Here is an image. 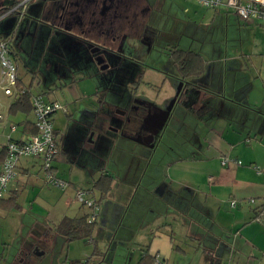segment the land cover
<instances>
[{"label": "crops", "instance_id": "obj_1", "mask_svg": "<svg viewBox=\"0 0 264 264\" xmlns=\"http://www.w3.org/2000/svg\"><path fill=\"white\" fill-rule=\"evenodd\" d=\"M57 2L65 3L62 0ZM151 2L155 3L156 9L161 5L160 0ZM54 4V0H32L28 4L31 5L33 14H28L26 25L31 26L32 33L28 38V45L24 44L26 39L23 37L21 51L26 49L30 54L26 65L27 72L33 79H37L34 73L38 68V45L43 42L44 49H47L49 43L54 42L58 46L60 44L56 37L61 33L65 34L51 28L59 15L57 9L54 10ZM3 5L0 0L1 9ZM28 6L22 16L19 12L13 13L17 14L19 22L26 17ZM210 10L207 20L210 29L206 25L203 28V25L182 21L178 31L181 42H187L189 46L194 45L195 51L184 50L198 54L204 61V70L198 77L185 79L184 104L180 111L174 114L172 126L163 131L164 133L170 128L176 129L177 132L184 131L185 143L180 155L168 161L166 174L161 178H154V181L150 182L151 187L141 191L137 188L134 192V196L137 193L136 200L139 202L134 209L135 217H139L129 219L126 227L130 229L127 227L125 230L131 231L129 240L135 242L137 250L128 254L126 264H140V259L145 253L158 257L164 264H264V220L260 217L264 208V24L255 20L242 21L231 9L224 6ZM83 26H86V23ZM85 30L83 28L82 32L80 27H73L67 32H70V37L81 38L96 34L94 29L89 32ZM8 35L4 28H0V38ZM222 35L224 39L221 38ZM92 38L97 41L98 34ZM203 54L210 59L206 60ZM11 57L16 62L14 53ZM88 68H91V65L86 66L82 73ZM17 76L20 87L23 88L18 71ZM69 85V82H60L59 86L51 87L49 83H45L46 91L53 94L49 101H58L65 106H74L78 101H82L83 97L72 93ZM85 99L95 106L90 97L83 98ZM14 100V96H5L0 89V163L9 139L20 141L31 136L26 132V125L33 124V113L11 114L9 107ZM76 112V118L68 116L69 112L67 115L58 112L53 117L59 149L54 161L61 160V152H65L64 156L70 160L67 162H78V167L94 178L91 188L96 180L105 175L113 178V187L118 176L103 166L105 138L104 134L96 135L99 131L97 124L100 112L97 107L76 109L75 106ZM185 114L192 117V127L185 123ZM63 117L74 118L73 125L78 127H68L63 141L58 142L60 128L55 123H62ZM62 126L64 127V124ZM11 127L15 128L14 131H11ZM120 143L125 148V154L120 156L122 158L119 160L121 164L118 173L119 176L122 174L121 177L124 174L130 177L133 173V147L137 145V151L142 148L138 143L133 146V142L128 138H121ZM86 144L90 146L88 149ZM78 147H82L84 152H78ZM154 147L151 142L148 149ZM224 157L241 163L222 165L221 159ZM35 163L40 168V161L35 158H22L18 161L16 177L8 184L5 195L0 200V221L14 215L17 210H26L23 209L24 206L32 212L37 210L40 213L46 205L54 207L57 204L50 192L39 188L35 181L29 179L35 176L37 181H41L40 174L32 175ZM52 167L56 170L53 163ZM158 175H161V172ZM112 187L103 199L97 191L99 200H95L99 212L94 231L99 225L106 226L109 221L110 208L106 209L104 206L102 212V203L112 192ZM70 188L75 194V186L72 184ZM11 199L15 200L17 207L7 211L6 201ZM249 199H253V202L248 203ZM230 201H237L236 207H230ZM63 203L68 205V199ZM52 211L54 213V210ZM85 215L64 216L63 219H77ZM34 223L39 224L35 220ZM48 228L41 227L40 233H34L31 228L28 236L33 237V243L26 244L25 240H19L15 251L9 255L3 250L0 251V264H74L71 260L68 263L67 257L72 242L78 240L68 241L61 236L60 239L64 240V243H69L63 261V254L55 253L59 235L52 233ZM0 232H3V235L5 233L1 223ZM11 232L15 238L17 232ZM93 232L90 238L93 237ZM3 239L0 238L1 244ZM90 241L93 240L87 242ZM87 251H83V254L84 258L88 259L81 261V264H89L91 260ZM91 255L94 258L95 254ZM45 257H49V262H43Z\"/></svg>", "mask_w": 264, "mask_h": 264}, {"label": "rangeland", "instance_id": "obj_2", "mask_svg": "<svg viewBox=\"0 0 264 264\" xmlns=\"http://www.w3.org/2000/svg\"><path fill=\"white\" fill-rule=\"evenodd\" d=\"M160 1V9L162 10V12L165 13L166 16L168 15L170 17H175V19H179L188 23H196V25L199 26L203 25V28L204 25H206L208 29L211 28H209V25L207 24V20L210 17L211 10L200 5L197 0ZM1 3H3L4 5L2 9L0 8V17H2L4 13L15 7V3L13 0H1ZM30 7L31 5L28 6V9L26 10L25 14L26 17L23 19L22 22H19L17 14H8L0 19H3L2 21H0V28H4L7 34H9L7 37H9V39L11 40L10 50L12 51V53H14L16 57V62L14 60L13 61L15 65H17V71L21 77L23 88L28 89L31 93L43 95V98L46 100H51L53 98V94L46 91L44 82L41 81L40 78L33 79L31 75L27 72L26 64L30 54H28L26 49L25 51H21V41H23V37L26 39L24 44L28 45V43H30L28 41V38L31 37V26L26 25L28 21V14H33L30 10ZM185 9H188V11H185ZM170 24L171 20H168V28L166 25V30H164V32L170 33ZM221 38L224 39L223 35L221 36ZM181 43L182 45L179 46L181 47V49L195 51L193 50L194 45L189 46L188 43H184V41ZM170 47H173V44L169 43V45H165L164 47L158 48L156 50L154 49V51L150 55L148 64H154L155 67H157L158 65L160 69H163L171 76H176V67L172 64L169 58ZM221 54L223 55V52H221ZM203 57L206 60L210 59L209 56H207L206 54H203ZM141 68L140 66L138 67V69L140 70ZM95 72L96 70L93 66H91V68L84 70V73H81L79 76L75 75V77L73 78L74 81L72 85H70L72 93H77L83 98L90 97L91 101L96 102V97H94V93L97 92L99 80L95 76H88L89 74H94ZM144 76L147 81L153 84L152 88L150 85V87L144 89L146 92H150L149 94H151L152 91L155 92L156 88H160L163 85L162 90L164 92V95L168 97H171L173 95L172 93L175 90V80L171 77L170 79H165L162 75L158 74L155 71H148L144 74ZM227 78H229V76H227ZM164 79L165 82H163ZM65 82L62 80V84H65ZM55 83L56 84H54L53 86L52 84H50L51 87H56V85L59 86L58 82ZM97 94L100 97H103V93L99 92ZM114 95L115 94L111 95L110 97L107 96V99L111 102H114ZM83 98L82 101H78L77 104H75L74 106H65L68 112L72 115V117L76 118L78 116L77 112L75 113V106L76 109L77 107H88L89 109L91 107H95L94 105L92 106V104H90L87 99L83 100ZM107 117L108 116L102 115L101 113L99 114V122L97 124V128H99V131L96 135H99L101 133L104 134V138L108 139V142H105L104 139V143L106 145L104 144L105 153H102V155L104 156L103 166L106 168L107 171L112 173L115 172L118 176L113 184L112 192L108 195L106 201L104 200L105 202L103 201L102 203V212L104 210V206L106 207V209L110 208L109 210L111 213L110 215H108L109 221L107 222L106 226L99 225L98 229L93 232L92 238H82L78 241L72 242V245L70 246L71 249L69 250L70 253L67 257L68 263L73 261L74 264H81V261H83L84 259L87 260L88 258H84L85 256L83 254V251L87 249V255L91 257L89 264H126V262L128 261L127 259H129L128 254L132 253L133 250H137V247L134 244L135 242H130L129 240V236H131V231L128 232V230H125L128 227H126V224L128 223L129 219L133 220V218L138 219L139 217H135L136 213L134 209L139 202L136 200L138 199L137 193L134 196V192L137 188L139 191H141L143 188L151 187L152 184L150 182L154 181V178H161L162 175H165L166 165L168 161L170 162L172 159H176V157L180 155L183 143H185L183 139L184 131L177 132L176 129L170 128L162 134L161 139L154 140L153 143L155 147L153 149H148L143 145H138L142 149L141 151H137V148L135 147L137 145L134 144L135 146L133 145V173H131L130 177H128L127 174H124V176L121 177L122 174L121 176H119L120 174L118 173V167L121 164L119 160L122 157L120 156H122V153L125 154V152L123 151V149L125 150V148L122 143H120L121 138L117 140V138L114 137L112 134L107 133L105 125H107L110 120ZM74 118L71 119L63 117L62 123L61 121H56L55 125L60 128V132L58 134L57 139L58 142L63 141V135L68 127H78V125L76 124L73 125ZM185 123L192 127L194 121L191 116L185 114ZM63 124L64 127L62 126ZM104 130L105 133H103ZM85 146L87 149L90 147L89 144H86ZM76 150L78 152H84L82 147H78ZM64 153L65 152H61L62 159L54 161L53 164L56 167V170H54L56 176L61 180L65 181L68 187L61 189L49 183H46L44 173L41 171V169L36 163L34 165L35 168L33 169L32 175L40 174L39 176L41 181H37L35 176L29 178L31 181H35L38 184L39 188H44L47 192H50V196L54 201H56L57 204L54 207L46 205L44 211L40 213H38L37 210H34L32 212L29 210L28 207L25 208L24 206L23 209L26 210H17L15 211V213H13L14 215H9L4 221H0L3 229L5 230V233L10 235L6 236L5 233L3 235L4 231L2 233L0 232V238H4L3 244H1L0 242V251L3 250L6 255H9L10 252L15 251L16 247L18 246L19 240H25L26 244H31V242L33 241V237L31 238V236H28V232L29 230H31V228L34 233H40L41 227H43V229L49 227L48 229L53 231L52 233L56 232L59 235L58 243L55 248V253L63 254V260V257H65L67 254V246L69 244L68 242L64 243V240L60 239L61 236L66 238V236L63 235L66 230V226L61 224L64 220H68V218L63 219V217H74L76 215L82 214L88 215L90 213V210L86 205H82L76 200V192L74 194L72 191H70L71 185L73 184L75 186L74 191H88L90 194L89 196H87V198L93 196L96 200H99L98 192H94L93 187L91 188V181L94 178L89 176L87 172L81 167H78V162L77 164L67 162V160H69V157H67L66 155L64 156ZM32 159L34 158H30V160ZM160 172L161 175H158L160 174ZM43 181L45 183H43ZM122 189L124 191H122ZM65 190L66 192H64ZM117 190H119L120 192H118ZM66 199H68L69 201L68 205H65L63 203ZM52 210H54V213ZM34 220L38 221L39 224L34 223ZM99 220L100 216L98 218V221ZM34 224L35 226L33 227ZM127 229H130V227H128ZM11 231L17 232L15 238L13 232ZM90 239H92L93 241L87 242ZM63 245L64 248L62 250ZM92 253L95 254L94 258H92ZM49 260V257H45L43 262H49Z\"/></svg>", "mask_w": 264, "mask_h": 264}, {"label": "flooded vegetation", "instance_id": "obj_3", "mask_svg": "<svg viewBox=\"0 0 264 264\" xmlns=\"http://www.w3.org/2000/svg\"><path fill=\"white\" fill-rule=\"evenodd\" d=\"M57 1L54 0V10L57 9L59 15L51 28L65 34L56 37L58 46L54 42L49 43L47 49H44L43 42L38 45L35 77L44 84L54 85L63 80L72 85L75 75L81 74L86 66H93L96 72L91 75L99 80L93 104L110 119L105 125L107 133L117 139L128 138L133 145L138 143L148 148L155 139L162 138L167 127L172 126L174 114L184 104L185 78L172 59L174 53L185 51L179 47L182 45L178 34L182 20L166 16L160 9L161 5L156 9L151 0ZM168 20H171L170 33L164 32ZM85 23L86 26H83ZM73 27H80L82 32L83 28L85 32L94 29L98 40L95 41L91 35L82 38L68 36L70 32L67 31ZM169 43L173 44L169 49V58L176 67V76H171L158 65L148 64L154 49ZM96 60L100 63L97 64ZM148 71L175 80L171 97L164 95L163 85L151 94L144 90L150 85L153 87L144 76ZM58 89L61 90V87ZM99 92L103 93V97L97 94ZM113 94L115 101L111 102L107 98ZM68 116L71 117V114Z\"/></svg>", "mask_w": 264, "mask_h": 264}, {"label": "built area", "instance_id": "obj_4", "mask_svg": "<svg viewBox=\"0 0 264 264\" xmlns=\"http://www.w3.org/2000/svg\"><path fill=\"white\" fill-rule=\"evenodd\" d=\"M200 5L209 9H216L221 6L231 9L240 20H255L264 24V0H197ZM31 0H18L15 7L3 14L17 13L23 15L24 10ZM10 39H0V89L5 96L13 97L27 91L25 88H17V67L10 53ZM32 113L34 116L33 125L36 134L20 141L9 139L5 145L4 157L0 163V200L3 199L8 184L16 177L18 161L22 158H35L40 161V169L44 173L45 182L55 187L64 189L67 183L58 178L53 170L52 163L56 158L59 149L56 143L55 127L53 117L56 113L68 114L64 104L58 101H49L41 95L31 97ZM1 118V116H0ZM11 127V131H14ZM240 164L241 162L232 158L224 157L221 164ZM88 191H76V200L86 205L90 213L87 215L88 223H95L99 206ZM249 199L248 203H252ZM237 201H230V207H236ZM264 220V208L260 214ZM154 264H164L158 257H155Z\"/></svg>", "mask_w": 264, "mask_h": 264}, {"label": "trees", "instance_id": "obj_5", "mask_svg": "<svg viewBox=\"0 0 264 264\" xmlns=\"http://www.w3.org/2000/svg\"><path fill=\"white\" fill-rule=\"evenodd\" d=\"M15 4H17L18 0H13ZM8 37H2L0 39H4ZM10 44V43H9ZM12 55V52L10 50ZM174 63L179 67L180 74L185 79H189L192 77H198L202 75L204 70V61L198 55L190 51H180L178 53H174L172 56ZM17 88L20 89V83L17 81ZM26 89V88H25ZM24 93H19L14 96L15 100L9 107V112L14 114L16 112H23L28 114L32 112L31 106V97L33 95H41V94H34L31 93L28 89H26ZM43 96V95H41ZM26 132L30 135L36 134L37 130L34 125H26ZM56 134V130H55ZM5 150V147H4ZM4 150H3V157H4ZM3 157L1 161L3 160ZM113 183V178L109 175L101 176L98 180H96L93 184V189L100 192L101 199H103L107 193L111 190ZM2 202V201H1ZM7 206L6 210L10 211L11 209H15L17 204L14 199L6 201ZM61 225L66 226V230L63 233L66 236L68 241L79 240L82 238H90L92 232L95 229V223H88L87 222V215L81 218H74L64 220ZM61 228V227H60ZM62 234V233H61ZM155 257L149 256L146 253L141 257L140 264H154Z\"/></svg>", "mask_w": 264, "mask_h": 264}, {"label": "water", "instance_id": "obj_6", "mask_svg": "<svg viewBox=\"0 0 264 264\" xmlns=\"http://www.w3.org/2000/svg\"><path fill=\"white\" fill-rule=\"evenodd\" d=\"M96 63L99 64L100 62L98 60H96ZM170 111H171V109L168 110V113H167L168 115L170 114Z\"/></svg>", "mask_w": 264, "mask_h": 264}]
</instances>
